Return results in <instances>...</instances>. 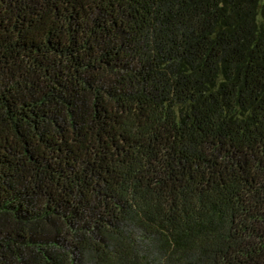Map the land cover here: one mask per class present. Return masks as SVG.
Returning a JSON list of instances; mask_svg holds the SVG:
<instances>
[{
	"label": "trees",
	"instance_id": "16d2710c",
	"mask_svg": "<svg viewBox=\"0 0 264 264\" xmlns=\"http://www.w3.org/2000/svg\"><path fill=\"white\" fill-rule=\"evenodd\" d=\"M0 264H264V0H0Z\"/></svg>",
	"mask_w": 264,
	"mask_h": 264
}]
</instances>
